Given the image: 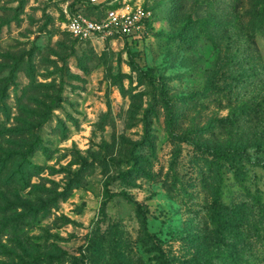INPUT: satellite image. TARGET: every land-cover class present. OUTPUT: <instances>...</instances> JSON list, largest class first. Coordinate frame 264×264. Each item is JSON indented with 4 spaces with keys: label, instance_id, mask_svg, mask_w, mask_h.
Here are the masks:
<instances>
[{
    "label": "rangeland",
    "instance_id": "rangeland-1",
    "mask_svg": "<svg viewBox=\"0 0 264 264\" xmlns=\"http://www.w3.org/2000/svg\"><path fill=\"white\" fill-rule=\"evenodd\" d=\"M259 162L264 0H0V264H264Z\"/></svg>",
    "mask_w": 264,
    "mask_h": 264
},
{
    "label": "built area",
    "instance_id": "built-area-1",
    "mask_svg": "<svg viewBox=\"0 0 264 264\" xmlns=\"http://www.w3.org/2000/svg\"><path fill=\"white\" fill-rule=\"evenodd\" d=\"M146 18L145 11L137 6L129 10L107 9L98 19L74 14L68 16L65 26L68 32L78 39H85L90 35L106 38L132 37L143 29Z\"/></svg>",
    "mask_w": 264,
    "mask_h": 264
},
{
    "label": "trees",
    "instance_id": "trees-1",
    "mask_svg": "<svg viewBox=\"0 0 264 264\" xmlns=\"http://www.w3.org/2000/svg\"><path fill=\"white\" fill-rule=\"evenodd\" d=\"M110 9H111V8H110ZM96 18L98 19V18H100V16H99V17L96 16ZM144 27H145V26H144ZM124 38H128V37H124ZM160 84H161V82H160ZM164 91H165V89H164V87H163V84H161L160 92H161L162 95L164 94ZM227 152H231V153H234V154H239L237 151H233V150H231V149H227L226 151H224V152H222V153L217 152V151H212L211 153H212V155H213L216 159H222L224 156L227 155ZM246 160L249 162V159H246ZM257 165H258V167H261V168L264 169V162H259V163H257ZM141 215H142L143 219L145 220V211H143V212L141 213ZM263 218H264V210H263V209H260V212H259V219H260V222H263V221H264Z\"/></svg>",
    "mask_w": 264,
    "mask_h": 264
}]
</instances>
